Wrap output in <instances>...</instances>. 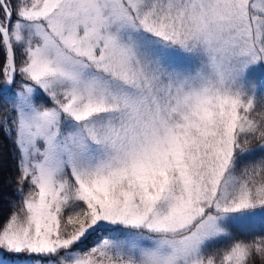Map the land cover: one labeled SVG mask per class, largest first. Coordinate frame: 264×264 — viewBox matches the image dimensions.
I'll use <instances>...</instances> for the list:
<instances>
[{"label": "snow or ice", "instance_id": "1", "mask_svg": "<svg viewBox=\"0 0 264 264\" xmlns=\"http://www.w3.org/2000/svg\"><path fill=\"white\" fill-rule=\"evenodd\" d=\"M0 100V264H264V0H0Z\"/></svg>", "mask_w": 264, "mask_h": 264}, {"label": "trees", "instance_id": "2", "mask_svg": "<svg viewBox=\"0 0 264 264\" xmlns=\"http://www.w3.org/2000/svg\"><path fill=\"white\" fill-rule=\"evenodd\" d=\"M40 103L48 102L41 100ZM2 106L3 101L0 100V114H2ZM0 148L3 149V163L0 166V223H2L7 219L11 205L18 202L14 182L17 175V153L11 141L6 140L2 134H0Z\"/></svg>", "mask_w": 264, "mask_h": 264}, {"label": "rangeland", "instance_id": "3", "mask_svg": "<svg viewBox=\"0 0 264 264\" xmlns=\"http://www.w3.org/2000/svg\"><path fill=\"white\" fill-rule=\"evenodd\" d=\"M40 102V101H39Z\"/></svg>", "mask_w": 264, "mask_h": 264}]
</instances>
